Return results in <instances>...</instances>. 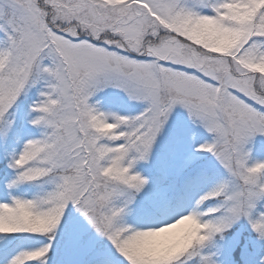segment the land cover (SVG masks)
<instances>
[{"label": "trees", "instance_id": "obj_1", "mask_svg": "<svg viewBox=\"0 0 264 264\" xmlns=\"http://www.w3.org/2000/svg\"><path fill=\"white\" fill-rule=\"evenodd\" d=\"M104 1L50 0L47 7L45 0H30L44 22H50L46 10L54 13L58 20L46 24L47 28L70 40L103 50L110 49L115 36L125 42L124 38H130L132 42L156 44L150 49L171 45L168 58L182 67H166L171 77L196 86L207 102L214 100L221 83L232 82L231 106L264 123V87L260 84L264 83V0H183L181 10L173 16L171 31L133 0ZM11 37L8 29L0 33V98L4 89L10 98L20 92L19 87L9 85L12 76L8 66L14 50ZM121 53V58L133 55L139 60L134 51ZM236 53L245 67L235 72ZM242 83L245 92L237 93L235 89ZM46 84L40 93L32 95L31 90L19 97L0 119L2 264H71L80 241L85 251L78 264H106L103 258L109 260L108 256L123 264H264V257L243 253L241 247L225 252L219 229L227 213L225 193L230 177L203 163L208 146L213 145L210 136L201 134L199 125L187 135L174 126L164 132L159 150L152 145L148 150L152 130L138 125L139 113L131 111L133 129L121 131L123 142L111 146L113 124L103 116L109 92L87 102L85 111L82 105L77 107L79 129L82 124L88 126L86 139L101 143L93 147L91 155L87 152L99 162L90 176L96 202L91 226L86 231L71 230L75 217L67 206V187L72 168L54 163L60 156L61 130L40 123L33 129L36 121L44 122L46 113L55 111L62 102L55 75ZM117 100L118 105H124L122 115L129 116L123 98ZM27 104L33 105V115L32 123L24 128ZM191 139L205 141V147L191 153L192 161L182 166L176 177L172 168L178 151L185 142H193ZM260 156L264 157L262 144H249L244 151V177L256 192L248 205L245 227L254 229L258 239L264 240V168L256 165ZM113 186L132 199V208L125 213L120 214L124 196L117 195L115 200L100 196ZM199 190H207L201 200L203 218L198 215L190 228H169L167 219L172 211Z\"/></svg>", "mask_w": 264, "mask_h": 264}, {"label": "rangeland", "instance_id": "obj_2", "mask_svg": "<svg viewBox=\"0 0 264 264\" xmlns=\"http://www.w3.org/2000/svg\"><path fill=\"white\" fill-rule=\"evenodd\" d=\"M48 1L50 0H45L47 7ZM142 1L152 13L168 25H171L174 11L181 5V0ZM194 1L203 2V0ZM46 12L50 16L49 23L58 20L54 17V13L50 14L47 10ZM0 23V31L8 24L15 33L13 55L8 66V72L12 76L9 85L19 87L20 90L11 98L5 96L6 89L3 90L0 98V119L16 105L15 101L19 97H23L33 89L38 71L43 78V86L51 76L56 77L58 93L62 99L61 105L55 111L47 112L48 116L44 122L36 121L33 129H36L37 123H40L47 128L55 126L61 130L60 156L58 159L55 158L54 163L57 166L72 168L67 187V206L72 209L75 217L70 223L71 230L86 231L91 226L93 220L91 213L95 211L96 202L91 189L90 176L92 171L98 169L99 162L93 156L89 157L87 152L91 155L93 147L101 143L95 138L86 139L84 131L89 129L88 126H83L81 123L82 128L79 129L81 126L77 120L79 113L77 107L82 105L85 111V105L94 95L109 92V98L113 103L109 105L104 115L108 116L114 125L113 128L119 131L129 127L130 130L133 129L131 128L133 116H129V119L123 117L124 107L118 105V98L123 97L124 104L133 112L138 113L146 108L143 113H139L136 120L138 125L147 126L152 130V141L148 150L151 149V145L155 151L159 150L164 132L174 126H179L181 132L187 135L199 125L201 134L210 136L213 145L208 146L205 155L208 157L203 159V163L212 171H223L230 177V185L225 193L227 213L219 229L225 241V252H232L241 247L243 253L250 252L258 259L264 257V240L258 239L254 229L245 227L246 215L249 214L248 205L252 203L256 192L243 172L246 147L249 144L264 145V123L231 106L228 98L229 93L233 91L231 89H234L231 87L232 82L221 83L214 100L207 102V98L203 97L196 86L169 76L165 70L163 63H172L176 67L181 65L168 58L169 52L173 50L171 45L169 48L161 47L160 51L150 50V47L156 44L145 45V43L132 42L130 38H124L128 40L125 42L118 36H115L109 47L111 51L98 49L87 43L74 45L71 41L54 35V32L50 31L52 34H46L49 33V29L46 28L49 23L46 25L40 21L36 9L31 6L29 0H0ZM114 50L131 54L133 51L143 53L145 59L134 62L120 59L114 54ZM239 55L240 53L234 55L237 59L236 62L233 60L234 66H232L235 72L245 67L240 62ZM2 74L5 75V72ZM74 77H76L75 82ZM260 84L264 87V83L260 82ZM244 85L245 83L240 84L235 89L236 92L243 94ZM30 114L33 115L32 110L25 121L27 126L32 123ZM121 138L123 142L124 136L122 135ZM1 139L3 142V138ZM191 141L193 142L182 144L178 151L175 166L172 168V174L176 177L181 173L182 166L192 161L191 153L205 147V141L198 139ZM256 164L263 168L264 157L261 156ZM114 187L107 188L100 196L105 195L110 200L117 199V195L121 198L124 196L120 214L125 213V210L132 208V199L128 193H120ZM200 195H204V192H196L193 197L199 198ZM0 206H3L1 202ZM202 209L201 203L194 198L190 199L172 211L167 219L168 227H190L198 215L203 218V214L200 213ZM77 245L71 257V264H78L80 254L85 251L81 241ZM108 257L109 260L103 258L104 263L113 261L116 264H123L117 258Z\"/></svg>", "mask_w": 264, "mask_h": 264}]
</instances>
